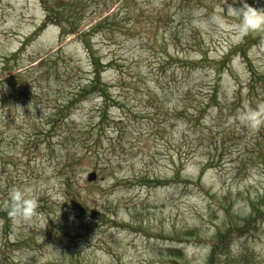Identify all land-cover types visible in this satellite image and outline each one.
Listing matches in <instances>:
<instances>
[{
  "label": "rangeland",
  "instance_id": "rangeland-1",
  "mask_svg": "<svg viewBox=\"0 0 264 264\" xmlns=\"http://www.w3.org/2000/svg\"><path fill=\"white\" fill-rule=\"evenodd\" d=\"M68 1L62 33L44 25L41 0H0V264H207L227 225L241 234L233 251L253 254L243 264H264V216L243 223L264 213L263 161L251 151L264 139L253 106L229 113L248 104L253 74L263 83L264 39L248 44L251 63L237 53L222 74L223 116L207 104L218 61L244 41L234 9L264 0ZM58 111L80 130V156L87 132L101 135L72 187L60 164L75 147L47 124ZM14 187L36 198L30 223L9 216Z\"/></svg>",
  "mask_w": 264,
  "mask_h": 264
},
{
  "label": "trees",
  "instance_id": "trees-1",
  "mask_svg": "<svg viewBox=\"0 0 264 264\" xmlns=\"http://www.w3.org/2000/svg\"><path fill=\"white\" fill-rule=\"evenodd\" d=\"M41 2L42 4H44L45 11L47 13L45 16L44 25L48 26L49 24H56L60 27L62 33H65V26H66V23H68L67 22L68 16L67 14H65L67 10H63V9L66 8L67 6L71 7V2L68 0H56L55 7L48 6V2L46 0H41ZM76 3L82 4V0H77ZM62 11H65V12L61 14ZM243 29H244L243 30L244 31V41L239 46L231 47L229 52L226 53L220 61H218V62H221V66L223 68L221 67L215 70L216 74L218 75V79L216 83L212 85L213 89L209 92V95H208L207 104L217 109V111H219L220 116H223V110H224L222 102L219 101V95H222V93H221V90L220 91L218 90V87L220 86L222 74H225V72L229 70V63L231 59H233L234 55H237V53L242 52L243 56H246V51L248 47L252 45V44H250V46L248 45L250 42H253L257 39H264V28L258 29V30H252V29L245 30V28ZM204 61H208V60H206L205 58H202L199 61V63L196 62L194 64L195 66L199 65L195 69L196 72L204 70V66H200V63ZM246 61L251 63V60H249L247 56H246ZM210 67L213 68V65L211 63H210ZM99 73H101V71H99ZM99 73H97V76L93 78V80H91V84L88 87L96 85L100 81ZM254 78H255V74L252 75L250 84L248 85L249 87V91H248L249 97L247 99L248 104L247 103L238 104V101L236 103L233 102L235 104L230 103L228 104V106L232 104L233 107L229 108V113L231 115L234 114L240 105L246 106L250 104L251 106H253L255 108L254 110L256 113L254 118L257 119L258 122H260V128H259L257 137H262L264 139V75L259 76V80L263 82L262 85L259 87L255 86ZM97 86H98L97 87L98 90H103L104 93H106L101 84L100 85L98 84ZM258 89H261V90H258ZM222 99H225V97H222ZM198 112L200 113L199 116H201L203 110L201 109V111H198ZM57 114H58V116H56L57 118H51V120L47 121V124L50 127V131L54 132V135L58 136V138L60 137L64 141H67L68 145H72V146L74 145L73 147H75L73 152L71 153L65 152L62 163L60 164L61 172H62V174L60 175L64 177L66 176L64 180V184L72 187L71 178L76 173L75 170H76L77 165H83L84 163L82 161L84 159L86 158L90 159L91 157L99 154L96 148H97V142L101 138V135L94 134L93 132H87V133H91V135L84 136V137H87L83 140L85 154L80 156L78 153L80 149V145H81V140H80L81 138L79 137L80 130L73 129L70 126L67 129H65L63 127L65 126L64 121L66 122L69 116L65 114L63 111H61V115H59L60 114L59 111L57 112ZM177 118H185V119H189V121L192 119L191 116L188 115L187 111L185 110L184 111L182 110L181 112H179L177 115ZM259 144L260 143H257V145ZM259 148L260 147L254 146V148L251 151L259 159V163H261L260 159L263 161L262 164L264 166V151ZM243 167L246 170L248 169L243 164L239 167L240 173L244 170ZM162 183L163 182H160V184ZM261 215L264 216V213L258 210L256 214H254L253 216H249V218L243 222L244 225L249 224L252 221H255V223H258V220H255V219H257ZM244 225L241 227L244 228ZM238 231L239 230H238L237 225L234 227L227 225L224 230L219 231L213 237L212 241H209L214 255L210 258L207 264H243L245 262H248L249 259L253 257V254L251 252H248L249 250L246 249L247 247L240 246L238 253L237 251L235 252L233 251V248L236 247L237 245V243H235L236 239L241 236V234H239ZM251 231H253L252 228L249 229L248 236L250 235L249 233H251ZM191 235L199 237L200 234L198 231H190L185 234V236H191ZM243 235H245L244 232H243ZM174 255L183 257L185 255L184 250L180 248L179 250H168L167 251V256L172 257Z\"/></svg>",
  "mask_w": 264,
  "mask_h": 264
},
{
  "label": "clouds",
  "instance_id": "clouds-1",
  "mask_svg": "<svg viewBox=\"0 0 264 264\" xmlns=\"http://www.w3.org/2000/svg\"><path fill=\"white\" fill-rule=\"evenodd\" d=\"M240 9H234L237 15L242 16L245 30L264 28V10H258L245 4ZM214 20L217 18L213 17ZM219 22V20H217ZM9 216L14 224L30 223L36 215L37 201L29 188L14 187L9 193Z\"/></svg>",
  "mask_w": 264,
  "mask_h": 264
},
{
  "label": "water",
  "instance_id": "water-1",
  "mask_svg": "<svg viewBox=\"0 0 264 264\" xmlns=\"http://www.w3.org/2000/svg\"><path fill=\"white\" fill-rule=\"evenodd\" d=\"M90 175H91V176H89V180H90V181H93V180L96 179V175H95V173H91Z\"/></svg>",
  "mask_w": 264,
  "mask_h": 264
}]
</instances>
